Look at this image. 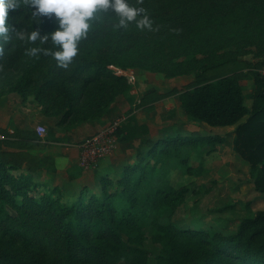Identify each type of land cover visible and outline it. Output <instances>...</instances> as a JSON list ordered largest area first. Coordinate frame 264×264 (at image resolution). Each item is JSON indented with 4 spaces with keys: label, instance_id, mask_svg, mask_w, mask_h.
I'll return each instance as SVG.
<instances>
[{
    "label": "rangeland",
    "instance_id": "obj_1",
    "mask_svg": "<svg viewBox=\"0 0 264 264\" xmlns=\"http://www.w3.org/2000/svg\"><path fill=\"white\" fill-rule=\"evenodd\" d=\"M129 2L145 10L151 28H139L135 21L118 27V16L100 12L79 44L109 58L111 68L126 76L128 88L93 93L70 113L66 85L45 93L34 87L27 96L0 90V161L12 164L16 174H33L45 183H39L40 189L60 186L63 196L72 198L86 185L101 196L105 180L143 170L137 164L146 161L142 159L152 141L179 134L207 136L212 142L167 158L168 167L154 184L185 187L171 216L180 228L232 234L244 218L264 209V192L256 188L250 163L236 149L237 125L213 127L191 117L179 93L231 75L241 82L251 108L254 75L264 74V0ZM219 18L226 19L205 24ZM48 44L39 46L53 47ZM130 116L135 117L130 125H144L146 133L130 142L114 137L116 126ZM41 125L47 129L44 134L37 129ZM91 138L97 139L95 148L84 154V142ZM154 163L151 159L147 164ZM144 232L151 262L161 246L153 241L150 227Z\"/></svg>",
    "mask_w": 264,
    "mask_h": 264
},
{
    "label": "trees",
    "instance_id": "obj_2",
    "mask_svg": "<svg viewBox=\"0 0 264 264\" xmlns=\"http://www.w3.org/2000/svg\"><path fill=\"white\" fill-rule=\"evenodd\" d=\"M9 22L17 31L39 29L42 35L57 27L54 17L33 16L27 3L10 11ZM40 44L14 34L4 44L0 90L27 96L34 87L45 93L66 85L70 113L93 93L128 88L126 76L111 68L109 58L82 47L64 68L51 56L28 54L31 47L46 48ZM179 100L188 115L208 125H237L236 149L250 163L256 188L264 192V74L254 75L251 108L241 82L231 75L185 89ZM133 121L130 116L116 130L120 140L130 142L146 133L144 125L131 126ZM206 137L179 134L152 141L148 159L137 164L138 168L143 164V170L136 176L126 172L105 180L101 196L86 185L72 198L64 197L60 186L40 189L39 183H45L33 174H16L12 164L0 161V264H264V209L244 218L229 235L183 229L171 216L185 187L154 184L157 174L168 167L167 158L180 156L186 147L212 142ZM151 159L155 163L149 167ZM146 227L161 246L151 262L144 247Z\"/></svg>",
    "mask_w": 264,
    "mask_h": 264
},
{
    "label": "clouds",
    "instance_id": "obj_3",
    "mask_svg": "<svg viewBox=\"0 0 264 264\" xmlns=\"http://www.w3.org/2000/svg\"><path fill=\"white\" fill-rule=\"evenodd\" d=\"M22 3H27L33 16L54 17L55 30L43 35L39 29L17 31L9 22V15ZM109 11L118 16V27L127 28L132 21L139 28L152 27L145 10L132 5L129 0H0V53L13 34L20 40L33 43L39 41L44 44L50 39L52 48L31 47L28 54L36 56L43 53L51 56L59 66L67 68L77 56L79 44L88 36L97 14Z\"/></svg>",
    "mask_w": 264,
    "mask_h": 264
},
{
    "label": "built area",
    "instance_id": "obj_4",
    "mask_svg": "<svg viewBox=\"0 0 264 264\" xmlns=\"http://www.w3.org/2000/svg\"><path fill=\"white\" fill-rule=\"evenodd\" d=\"M122 124V121L116 126V128H115V130L112 132V135L114 136V137H117L116 136V134H115V132H116V130L120 127V125ZM38 131L39 132H41L42 134H44L45 132H46V128L45 127H43L42 125L41 126H38ZM97 142V139L96 138H91V139H89V140H87L86 142H84V146H85V151H84V154H91L90 153V150L92 149V148H95V143ZM107 142V140H104V143H106ZM110 146V145H109ZM111 147V146H110ZM105 151H102V152H98L97 154H103ZM95 153V152H94ZM95 156V155H94ZM93 156V157H94ZM88 159H92V158H88Z\"/></svg>",
    "mask_w": 264,
    "mask_h": 264
}]
</instances>
